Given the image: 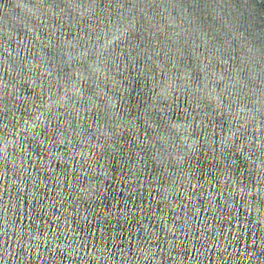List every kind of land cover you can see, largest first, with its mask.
Here are the masks:
<instances>
[{
	"label": "water",
	"instance_id": "1",
	"mask_svg": "<svg viewBox=\"0 0 264 264\" xmlns=\"http://www.w3.org/2000/svg\"><path fill=\"white\" fill-rule=\"evenodd\" d=\"M0 264H264V0H0Z\"/></svg>",
	"mask_w": 264,
	"mask_h": 264
}]
</instances>
